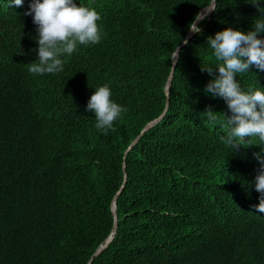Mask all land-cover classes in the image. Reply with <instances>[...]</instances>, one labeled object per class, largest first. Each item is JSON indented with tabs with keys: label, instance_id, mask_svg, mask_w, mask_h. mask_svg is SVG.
Segmentation results:
<instances>
[{
	"label": "trees",
	"instance_id": "16d2710c",
	"mask_svg": "<svg viewBox=\"0 0 264 264\" xmlns=\"http://www.w3.org/2000/svg\"><path fill=\"white\" fill-rule=\"evenodd\" d=\"M210 1L74 0L100 15V42L77 44L59 57L62 72L40 75L29 72L39 47L23 15L32 0L11 8L0 0V264H88L111 232L123 161L117 232L92 264H264V214L251 212L253 153L264 143L245 138L250 146L234 151L220 139L224 116L210 123L202 114L208 105L228 111L204 92L212 77L201 67L222 63L207 38L251 30L256 0H216L179 51L166 114L124 158L162 113L172 55ZM236 79L264 91L254 67ZM105 84L127 109L106 133L86 111Z\"/></svg>",
	"mask_w": 264,
	"mask_h": 264
},
{
	"label": "clouds",
	"instance_id": "9594fccd",
	"mask_svg": "<svg viewBox=\"0 0 264 264\" xmlns=\"http://www.w3.org/2000/svg\"><path fill=\"white\" fill-rule=\"evenodd\" d=\"M259 17L254 20L252 29L245 32L233 30L231 27L209 36L206 43L210 46L218 67L202 68L212 79L207 83L204 92L213 97L222 98L227 105V112H215L211 105L206 106L204 114L207 122L214 123L222 114L228 135L221 136L222 142L238 151L250 139L258 137L264 143V91L249 88L245 91L236 79L237 74L251 71L254 67L264 72V39L258 38L264 33V3L256 0L251 3ZM22 7L23 0H9V7ZM29 10L23 13L31 16L37 26L38 59L29 64V72L33 74L58 73L63 71L64 61L59 57L72 54L77 44L88 45L100 42L101 33L97 21L101 19L96 10L80 6L74 0H32ZM207 12L197 14L189 24L193 34L202 32L197 22L206 18ZM187 41H185L186 43ZM218 72V75H217ZM112 95L108 84L95 90L88 101L86 111L93 112L96 129L106 133L115 130L113 122L127 111L126 108L110 100ZM259 162L254 179L255 190L259 193V203L251 206L254 213L264 214V147L253 153Z\"/></svg>",
	"mask_w": 264,
	"mask_h": 264
},
{
	"label": "water",
	"instance_id": "95a60500",
	"mask_svg": "<svg viewBox=\"0 0 264 264\" xmlns=\"http://www.w3.org/2000/svg\"><path fill=\"white\" fill-rule=\"evenodd\" d=\"M215 4H216V0H211L209 5L204 7L203 9H201L199 11L198 14H202L203 12H207L206 18L208 19L213 11V9L215 8ZM200 22H197V26ZM194 34L190 32V30H188L185 39L183 40V42L175 49L173 55H172V64H171V68L167 77V80L165 82V86H164V93L166 96V103H165V107L162 111V113L155 119L151 120L150 122H148L140 131V133L137 135V137L135 139H133V141L129 144L128 148L126 149L125 153H124V158L126 156V154L131 150L132 147H134L138 140L140 139V137L146 133L149 129H151L152 127H154L155 125H157L164 117V115L166 114L167 110H168V106H169V90H170V86L173 80V74H174V69L176 66V63L178 61V57H179V51L180 49L190 40V38L193 36ZM185 41H187L185 43ZM125 161H123V182L122 185L120 186L119 190L116 192V194L114 195L112 202H111V210H112V214H113V226L111 229L110 234L107 236V238L105 239V241L99 245V247L94 251V253L92 254L91 258L88 261V264H92L93 259L95 257H98L108 246L109 244L113 241L116 232H117V228H118V218H117V198L118 196L121 194V192L124 189L125 183H126V171H125Z\"/></svg>",
	"mask_w": 264,
	"mask_h": 264
},
{
	"label": "bare ground",
	"instance_id": "6f19581e",
	"mask_svg": "<svg viewBox=\"0 0 264 264\" xmlns=\"http://www.w3.org/2000/svg\"><path fill=\"white\" fill-rule=\"evenodd\" d=\"M203 13H205V12H203ZM203 13H202V14H203Z\"/></svg>",
	"mask_w": 264,
	"mask_h": 264
}]
</instances>
